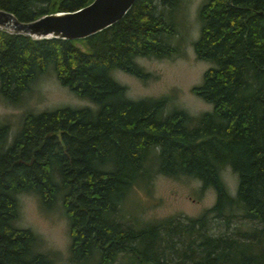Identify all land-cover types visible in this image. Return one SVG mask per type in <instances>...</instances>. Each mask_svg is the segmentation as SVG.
Segmentation results:
<instances>
[{
    "label": "trees",
    "instance_id": "1",
    "mask_svg": "<svg viewBox=\"0 0 264 264\" xmlns=\"http://www.w3.org/2000/svg\"><path fill=\"white\" fill-rule=\"evenodd\" d=\"M92 0H0L19 21ZM183 0H135L122 19L88 38L32 39L0 31V98L15 103L49 68L76 98L93 105L24 114L10 138L0 122V264H58L15 225L16 196L42 210L59 203L70 264H264V0H202L196 60L208 62L191 91L212 110H172L165 98L132 100L114 69L148 78L137 57L162 60ZM236 175L234 195L220 170ZM198 180L214 203L197 216L138 222L123 216L133 186L154 175ZM222 226L215 231L213 224ZM68 264V263H67Z\"/></svg>",
    "mask_w": 264,
    "mask_h": 264
},
{
    "label": "rangeland",
    "instance_id": "2",
    "mask_svg": "<svg viewBox=\"0 0 264 264\" xmlns=\"http://www.w3.org/2000/svg\"><path fill=\"white\" fill-rule=\"evenodd\" d=\"M202 0H183L180 8L165 18L174 24L175 34L168 39L172 48L178 53L162 60L137 57L134 63L148 78L136 79L133 75L114 69L111 78L125 88V96L132 100L143 98H165L161 118L172 110H184L187 115L199 116L212 110L211 106L199 99L192 91L199 86L202 73L210 67L208 62L196 60L192 43L199 33L197 8ZM92 107L86 99L76 98L67 88H63L53 77L48 68L32 82L29 91L19 96L15 103L2 101L0 98V122L9 126V138L18 131L24 114L40 113L58 107ZM226 192L234 195L236 175L229 168L220 170ZM200 182L193 178L181 176L178 179L156 174L147 183L133 186L123 203V216L138 222H156L168 216H187L193 218L214 203V191L206 188L200 192ZM18 214L15 225L19 229H29L37 237L35 249L49 256L58 264H70L68 261L67 221L62 214L59 203L50 209L42 210L34 195L21 192L16 196ZM215 231H222V226L212 223Z\"/></svg>",
    "mask_w": 264,
    "mask_h": 264
},
{
    "label": "water",
    "instance_id": "3",
    "mask_svg": "<svg viewBox=\"0 0 264 264\" xmlns=\"http://www.w3.org/2000/svg\"><path fill=\"white\" fill-rule=\"evenodd\" d=\"M135 0H92L73 12L44 14L26 22L0 11V31L21 34L32 39L60 38L75 41L88 38L122 19Z\"/></svg>",
    "mask_w": 264,
    "mask_h": 264
}]
</instances>
